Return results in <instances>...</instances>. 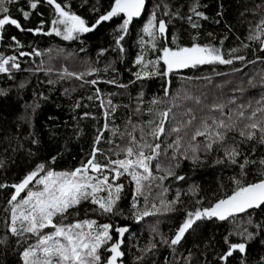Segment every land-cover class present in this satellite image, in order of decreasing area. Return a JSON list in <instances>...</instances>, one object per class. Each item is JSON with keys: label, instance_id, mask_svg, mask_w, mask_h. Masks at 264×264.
I'll return each instance as SVG.
<instances>
[{"label": "trees", "instance_id": "trees-1", "mask_svg": "<svg viewBox=\"0 0 264 264\" xmlns=\"http://www.w3.org/2000/svg\"><path fill=\"white\" fill-rule=\"evenodd\" d=\"M33 2L35 9L30 7ZM56 2L90 28L115 4V0ZM5 6L21 27L0 30V57H15L20 65L0 73V185H4L0 187V264H24V249L38 241V234L10 231L12 207L28 192L9 204L12 185L39 165L44 166L39 176L72 172L87 164L94 149L97 162L108 167L89 175L107 176L109 183L122 185L120 199L110 213L91 199L82 200L54 222L111 224L113 239L101 248L102 261L110 255L111 243L121 240L124 255L118 264H264V204L224 220L193 218L181 241L171 244L188 213L231 195L237 181L247 185L264 178L260 131L255 130L252 139L240 135L241 130L248 131L244 125L252 122L248 119L252 111L264 106V34L256 28L264 20V0H145L140 16L132 18L126 31L120 27L126 15L120 13L89 32L75 33L71 40L52 31L57 27L63 32L64 26L53 24L59 15L48 0H15ZM153 15L157 27L149 36L143 29ZM160 20L166 25L163 34L158 30ZM252 35L259 39H250ZM193 43L219 49L232 63H205L165 75L163 47ZM163 112H168L165 131L153 137L150 133ZM213 120L235 127L220 129L225 140L209 149L210 136L195 140L192 136L197 129L204 130V121L214 134ZM133 137L136 144H160L150 165L157 179L142 181L140 193L132 176L124 173L117 178L112 171L116 166L110 163L135 159L125 151L135 147ZM233 148L239 152L235 163L225 155ZM145 152L151 154L150 149ZM169 169L174 175L158 179ZM29 189L40 190L35 182ZM144 211L150 214L143 216ZM121 226L128 231L119 239L116 229ZM53 231L48 227L40 234ZM238 243L245 244L244 252L234 250L226 261L220 259L230 244Z\"/></svg>", "mask_w": 264, "mask_h": 264}, {"label": "snow or ice", "instance_id": "snow-or-ice-1", "mask_svg": "<svg viewBox=\"0 0 264 264\" xmlns=\"http://www.w3.org/2000/svg\"><path fill=\"white\" fill-rule=\"evenodd\" d=\"M14 2L15 0H0V30H3L8 25H14L17 28L21 27L19 21L12 18L8 7L5 6L7 3ZM48 2L55 5V10L59 15V19L53 21V24L64 26L63 32L57 27H54L52 31L57 35H63L66 40L73 39L75 33L89 32L101 22L108 21L120 13L126 15V19H124L123 24L120 26L122 30L126 31L132 18L140 16L145 4V0H115L111 11L100 16L90 28L87 26L85 20L70 11H66L56 0H48ZM30 7L35 9L36 3H31ZM193 12L197 16H203V13L197 12L195 8H193ZM23 15L27 18L29 13L24 11ZM189 19L191 20V17ZM192 26L194 28L197 27L196 24ZM156 27L155 16L153 15L145 25L143 31L148 33L149 36H153V30ZM256 28L260 33L264 34V20H261L256 25ZM158 30L161 34L165 32L166 25L163 20L158 22ZM249 38L259 39L255 35ZM12 39L15 40L16 38L13 37ZM119 39H123V37ZM117 43H119V40H117ZM232 51L235 52L237 50L233 49ZM236 58L244 59V57ZM161 59L167 66L165 75L174 69L187 68L205 63H232L231 59H224L219 49L208 45L201 46L196 43H193L191 47H178L177 50L165 47ZM14 61L15 57H0V73L9 72L11 68L18 69L20 65ZM137 62H142V58H138ZM92 83L95 84L96 81H92ZM257 103L261 102L258 101ZM213 107L215 109H221L223 105H214ZM258 113L261 116L259 119H257ZM238 115L244 118L245 113L244 111H240ZM167 116L168 112L161 113L162 119L153 128L150 135L159 137L160 134L164 133V118ZM248 119L252 121L244 125V128L248 131L241 130L240 135L246 136L247 139H252L256 135L255 130L258 129L261 133V141L264 142V106L252 111ZM213 124L216 125L217 129L214 134L210 132L212 126L207 121H204V130L197 129L192 139L195 140L197 136H210V142L206 147L211 149L213 143L223 142L226 138V133L220 131V129H231L235 127L234 124H226L224 120H213ZM174 131H179V129H174ZM132 139L135 147L130 146L125 151L127 157L135 156V159H118L110 161V163L116 166L113 167L112 171L115 172L117 178L124 173L131 175L132 179L136 182L137 193H140L143 188L142 181L149 180L150 178L157 179V177L152 176V168L150 165L152 160L159 154L160 144H155L154 147L147 143L136 144L135 137ZM97 142H99V137H97ZM176 146L179 147V140H177ZM145 149H150L151 154H147ZM97 151L94 149L92 158L88 160L87 164L82 165L72 172L56 173L49 171L46 175L39 176L38 170L44 167L43 165H39L37 171L28 173L20 183L12 185L15 191L8 201L9 204L17 201L21 193L29 189V186L33 182L43 186L42 190L39 191L29 190L26 198L21 199L19 203L13 205L11 210L10 231L12 234L21 236L24 233L38 234L37 243L25 248L22 253L24 264H118L119 259L124 255L120 250L122 241L118 240L111 243L107 249L110 255L105 261H102L100 250L113 239L109 231L112 228L111 224L97 225L94 220L77 221L67 225L54 222L55 217L64 216L70 208L79 205L82 200L91 199L92 203L98 205L99 209L105 213L113 211L114 206L120 199L123 186L109 183L107 176L99 179L89 175V171L100 172L102 168L108 167L107 164L102 165L97 162ZM193 152H195V148H193ZM225 155L235 163V158L239 155V152L233 148L226 150ZM246 163H248L247 160H245ZM261 163H264V160ZM157 167L159 166L157 165ZM243 167L244 165H241V168ZM137 169H142V171L138 172ZM171 175H174V173L169 169L166 170L165 176L158 177V179L164 180L167 176ZM177 179H183V177H177ZM237 184L239 186L226 198L218 200L215 204L203 210L197 209L194 213H188V218L178 228L175 237L171 240V244L175 245L181 241L185 232L192 226L193 218L218 217L224 220L235 213H242L247 209L259 207L264 204V179L247 185H241L240 181H237ZM0 187H4V185H0ZM105 190L108 193L107 197H100L98 194ZM133 207H136L135 200ZM149 214L148 211L142 213L143 216ZM140 218L141 215L136 216V219L139 220ZM18 224L19 227H17ZM48 227H52L54 231L47 235L40 234V230ZM127 231L128 229L125 227L116 229V232L121 237ZM234 250L244 252L245 244H230L228 252L221 256L220 259L226 261Z\"/></svg>", "mask_w": 264, "mask_h": 264}, {"label": "water", "instance_id": "water-1", "mask_svg": "<svg viewBox=\"0 0 264 264\" xmlns=\"http://www.w3.org/2000/svg\"><path fill=\"white\" fill-rule=\"evenodd\" d=\"M143 9V8H142ZM111 11V10H110ZM142 11V10H141ZM165 47H167V48H170V46L169 45H165L164 47H163V49L165 48ZM163 49H162V51H161V57H162V55H163ZM171 49V48H170ZM172 50H175V49H172ZM161 61L164 63V61L161 59ZM167 71V66L165 65V72ZM167 74H169V73H167ZM264 179V178H263ZM260 181V180H259ZM256 182H258V181H256ZM256 182H253V183H256ZM20 183V182H19ZM14 184H18V183H14ZM13 184V185H14ZM251 184V183H250ZM14 191H15V189L13 188V192H12V195H13V193H14ZM235 214H239V213H235ZM121 227H125V226H121ZM120 228V227H119ZM125 228H127V227H125ZM122 237L121 236H119V239H121Z\"/></svg>", "mask_w": 264, "mask_h": 264}, {"label": "rangeland", "instance_id": "rangeland-1", "mask_svg": "<svg viewBox=\"0 0 264 264\" xmlns=\"http://www.w3.org/2000/svg\"><path fill=\"white\" fill-rule=\"evenodd\" d=\"M58 19H59V18H58ZM58 19H57V20H58ZM189 47H191V46H189ZM170 48H171V49H174V48H172V47H170ZM175 50H177V49H175ZM174 70H176V69H174ZM37 186H38V188H40V190H42V187H43L42 185L37 184ZM29 190H31V191H37L38 189H36V190L28 189V191H29ZM26 196H27V193H26V194L24 195V197H22L21 199L26 198ZM21 199H20V200H21Z\"/></svg>", "mask_w": 264, "mask_h": 264}, {"label": "flooded vegetation", "instance_id": "flooded-vegetation-1", "mask_svg": "<svg viewBox=\"0 0 264 264\" xmlns=\"http://www.w3.org/2000/svg\"><path fill=\"white\" fill-rule=\"evenodd\" d=\"M120 236V235H119Z\"/></svg>", "mask_w": 264, "mask_h": 264}]
</instances>
